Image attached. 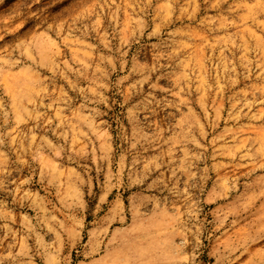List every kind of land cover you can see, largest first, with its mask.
<instances>
[{"label":"rangeland","instance_id":"1","mask_svg":"<svg viewBox=\"0 0 264 264\" xmlns=\"http://www.w3.org/2000/svg\"><path fill=\"white\" fill-rule=\"evenodd\" d=\"M0 264H264V0H0Z\"/></svg>","mask_w":264,"mask_h":264}]
</instances>
